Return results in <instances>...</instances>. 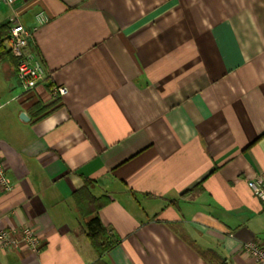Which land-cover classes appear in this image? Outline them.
<instances>
[{"label": "crops", "instance_id": "1", "mask_svg": "<svg viewBox=\"0 0 264 264\" xmlns=\"http://www.w3.org/2000/svg\"><path fill=\"white\" fill-rule=\"evenodd\" d=\"M47 78L28 95L0 54V154L14 184L0 227L33 226L41 249L0 264H93L87 222L119 243L109 264H255L264 242V0L0 1ZM68 91L52 97V86ZM48 106L38 112L32 103ZM25 112L28 119L21 118ZM108 197L84 214L75 192Z\"/></svg>", "mask_w": 264, "mask_h": 264}, {"label": "built area", "instance_id": "2", "mask_svg": "<svg viewBox=\"0 0 264 264\" xmlns=\"http://www.w3.org/2000/svg\"><path fill=\"white\" fill-rule=\"evenodd\" d=\"M8 4H14L18 0H0ZM33 31L26 27L18 16H11L10 31L8 34L9 51L17 60V75L23 87L24 94L28 95L36 90V87L47 78L46 68L41 58L29 48ZM68 91L64 85L52 86V97L64 95ZM253 193L264 200V177L248 181ZM14 184L7 174V165L0 154V195L11 192ZM22 242L35 252L41 249V241L33 226L1 228L0 248H18ZM244 252L247 253L255 264H264V242L250 240L244 244Z\"/></svg>", "mask_w": 264, "mask_h": 264}, {"label": "trees", "instance_id": "3", "mask_svg": "<svg viewBox=\"0 0 264 264\" xmlns=\"http://www.w3.org/2000/svg\"><path fill=\"white\" fill-rule=\"evenodd\" d=\"M10 24L0 25V54L1 55H11L10 52L5 48L6 38L4 34L9 29ZM15 60L17 68V60L11 55ZM32 106L37 109V111L44 112L48 106H43L39 101L32 103ZM92 183L91 179L85 180V186L75 192L76 201L80 205V209L84 214H90L94 211H98L102 206L109 202L108 197H95L89 191V185ZM87 235L90 239L92 247L98 255V259L93 264H109L105 260V255L108 254L118 243V238L113 235L108 227L102 222L100 217L96 216L87 222Z\"/></svg>", "mask_w": 264, "mask_h": 264}, {"label": "water", "instance_id": "4", "mask_svg": "<svg viewBox=\"0 0 264 264\" xmlns=\"http://www.w3.org/2000/svg\"><path fill=\"white\" fill-rule=\"evenodd\" d=\"M21 118L26 120V119H28V116L25 114V112H22L21 113Z\"/></svg>", "mask_w": 264, "mask_h": 264}, {"label": "rangeland", "instance_id": "5", "mask_svg": "<svg viewBox=\"0 0 264 264\" xmlns=\"http://www.w3.org/2000/svg\"><path fill=\"white\" fill-rule=\"evenodd\" d=\"M22 86V85H21ZM23 88V87H22Z\"/></svg>", "mask_w": 264, "mask_h": 264}]
</instances>
